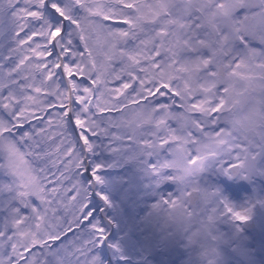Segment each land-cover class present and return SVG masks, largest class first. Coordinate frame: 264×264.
<instances>
[{"label":"snow or ice","instance_id":"obj_1","mask_svg":"<svg viewBox=\"0 0 264 264\" xmlns=\"http://www.w3.org/2000/svg\"><path fill=\"white\" fill-rule=\"evenodd\" d=\"M0 264H264V0H0Z\"/></svg>","mask_w":264,"mask_h":264}]
</instances>
